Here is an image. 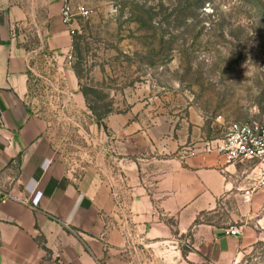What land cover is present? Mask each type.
Instances as JSON below:
<instances>
[{
	"label": "crops",
	"instance_id": "0c3cea01",
	"mask_svg": "<svg viewBox=\"0 0 264 264\" xmlns=\"http://www.w3.org/2000/svg\"><path fill=\"white\" fill-rule=\"evenodd\" d=\"M41 1L57 78L85 109L63 2ZM29 15L0 0V264H238L261 239V161L205 152L223 135L194 109L182 118L147 104L96 122L104 158L70 169L30 102L31 53L16 32ZM187 148L197 151L182 158Z\"/></svg>",
	"mask_w": 264,
	"mask_h": 264
},
{
	"label": "rangeland",
	"instance_id": "374dc122",
	"mask_svg": "<svg viewBox=\"0 0 264 264\" xmlns=\"http://www.w3.org/2000/svg\"><path fill=\"white\" fill-rule=\"evenodd\" d=\"M10 3L36 14L16 29L31 53L30 102L75 172L104 158L106 138L95 131L91 106L101 114L153 104L182 118L190 108L223 136L235 122L264 127V0H72L73 66L88 92L85 109L57 78L43 2ZM255 222L261 239L238 264H264V223Z\"/></svg>",
	"mask_w": 264,
	"mask_h": 264
},
{
	"label": "built area",
	"instance_id": "2783aa9c",
	"mask_svg": "<svg viewBox=\"0 0 264 264\" xmlns=\"http://www.w3.org/2000/svg\"><path fill=\"white\" fill-rule=\"evenodd\" d=\"M63 7L61 18L70 35H75L77 32V19L73 10L72 0H62ZM80 15L88 16L89 10L80 8ZM70 63L73 62V57L69 56ZM216 149L222 155L226 156L229 163L244 162L247 159L257 158L264 165V127L257 123L242 124L232 123L223 138L218 144L213 147L210 143L205 145V152ZM196 149H185L181 152V157L186 158L189 155L196 153ZM263 176L259 182V187H264V168ZM1 192V190H0ZM228 235L243 236L244 229L241 226L230 225L225 230Z\"/></svg>",
	"mask_w": 264,
	"mask_h": 264
},
{
	"label": "trees",
	"instance_id": "16d2710c",
	"mask_svg": "<svg viewBox=\"0 0 264 264\" xmlns=\"http://www.w3.org/2000/svg\"><path fill=\"white\" fill-rule=\"evenodd\" d=\"M81 89H82L84 95L87 96L88 92L86 90H84L82 87H81ZM91 110H92L93 114L96 116L98 122H101L111 112L108 110L104 113L98 114L92 106H91Z\"/></svg>",
	"mask_w": 264,
	"mask_h": 264
}]
</instances>
